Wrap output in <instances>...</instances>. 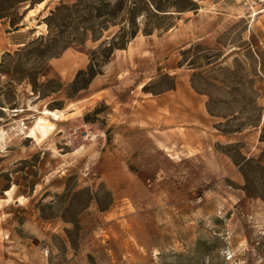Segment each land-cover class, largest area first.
Segmentation results:
<instances>
[{
  "label": "rangeland",
  "instance_id": "obj_1",
  "mask_svg": "<svg viewBox=\"0 0 264 264\" xmlns=\"http://www.w3.org/2000/svg\"><path fill=\"white\" fill-rule=\"evenodd\" d=\"M38 8L0 63V264H264V0Z\"/></svg>",
  "mask_w": 264,
  "mask_h": 264
},
{
  "label": "crops",
  "instance_id": "obj_2",
  "mask_svg": "<svg viewBox=\"0 0 264 264\" xmlns=\"http://www.w3.org/2000/svg\"><path fill=\"white\" fill-rule=\"evenodd\" d=\"M48 1L49 0H40L35 4L34 7L29 8L26 4L22 8L25 10L22 15L23 20L14 25V27H16L15 30L11 29V24L9 22L8 16L5 15L6 13L0 14V63L4 58L6 52L8 51L9 47L22 44V40L18 38V36H21L22 38V33L24 29L28 27L25 25V21H29V18L30 16H32L33 11H39L38 6L40 3H42V6L44 7L48 5ZM22 2H24V0L21 1V3ZM42 6L40 7V9H43ZM48 114L50 113L48 112Z\"/></svg>",
  "mask_w": 264,
  "mask_h": 264
},
{
  "label": "bare ground",
  "instance_id": "obj_3",
  "mask_svg": "<svg viewBox=\"0 0 264 264\" xmlns=\"http://www.w3.org/2000/svg\"><path fill=\"white\" fill-rule=\"evenodd\" d=\"M41 6H42V3H40L38 7H41Z\"/></svg>",
  "mask_w": 264,
  "mask_h": 264
}]
</instances>
